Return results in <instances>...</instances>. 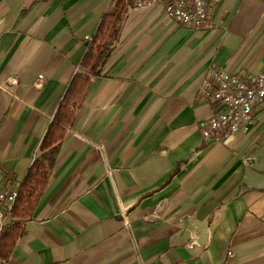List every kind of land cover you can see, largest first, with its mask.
Instances as JSON below:
<instances>
[{
	"label": "crops",
	"instance_id": "crops-1",
	"mask_svg": "<svg viewBox=\"0 0 264 264\" xmlns=\"http://www.w3.org/2000/svg\"><path fill=\"white\" fill-rule=\"evenodd\" d=\"M110 2L0 0V187L19 190ZM207 21L128 8L0 264H264V112L226 142L198 126L209 68L264 74V0H210Z\"/></svg>",
	"mask_w": 264,
	"mask_h": 264
},
{
	"label": "built area",
	"instance_id": "built-area-1",
	"mask_svg": "<svg viewBox=\"0 0 264 264\" xmlns=\"http://www.w3.org/2000/svg\"><path fill=\"white\" fill-rule=\"evenodd\" d=\"M210 0H135L134 8L161 5L171 20L194 28L208 26L207 8ZM41 78V75L38 76ZM201 98L214 104L213 113L198 124L206 142H226L237 131H246L264 112V74L238 76L220 68H209L199 88ZM1 171V169H0ZM18 191L0 187V238L6 228ZM195 242L191 239L188 246ZM1 261V259H0Z\"/></svg>",
	"mask_w": 264,
	"mask_h": 264
},
{
	"label": "trees",
	"instance_id": "trees-1",
	"mask_svg": "<svg viewBox=\"0 0 264 264\" xmlns=\"http://www.w3.org/2000/svg\"><path fill=\"white\" fill-rule=\"evenodd\" d=\"M133 0H111L108 9L102 14L98 27L88 42V50L80 63V72L75 74L62 97L53 119L49 123L23 181L20 184L11 217L22 220L31 215L40 192L46 183L47 171L53 163L59 140L71 124L74 110L83 99L89 83V76L99 73L101 65L118 39L119 31L128 8ZM13 222L3 232L0 242V255L7 257L19 234L20 224Z\"/></svg>",
	"mask_w": 264,
	"mask_h": 264
}]
</instances>
